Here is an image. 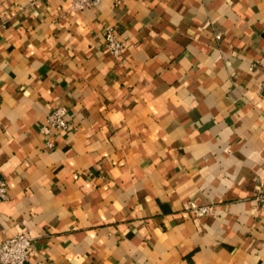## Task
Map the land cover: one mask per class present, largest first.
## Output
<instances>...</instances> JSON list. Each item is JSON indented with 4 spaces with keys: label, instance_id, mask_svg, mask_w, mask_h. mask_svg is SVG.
I'll use <instances>...</instances> for the list:
<instances>
[{
    "label": "crops",
    "instance_id": "0c3cea01",
    "mask_svg": "<svg viewBox=\"0 0 264 264\" xmlns=\"http://www.w3.org/2000/svg\"><path fill=\"white\" fill-rule=\"evenodd\" d=\"M263 54L264 0H0V242L30 230L28 264H264ZM58 106L73 127L47 135Z\"/></svg>",
    "mask_w": 264,
    "mask_h": 264
},
{
    "label": "built area",
    "instance_id": "2783aa9c",
    "mask_svg": "<svg viewBox=\"0 0 264 264\" xmlns=\"http://www.w3.org/2000/svg\"><path fill=\"white\" fill-rule=\"evenodd\" d=\"M93 0H71L73 9H83L92 5ZM106 44L114 55L120 57L125 49L126 41L117 35L113 27H108L105 33ZM259 64L263 68L262 91L264 95V54L254 61L253 65ZM68 117V109L58 106L51 110L40 123L41 131L47 135H53L56 131L67 132L72 129ZM49 146H55V140H47ZM9 195L7 180L0 176V202ZM258 204L264 208V185L258 187L256 193ZM190 208L199 215L210 213L212 205L191 203ZM33 235L30 230H22L0 242V262L4 264H28L30 253L33 249Z\"/></svg>",
    "mask_w": 264,
    "mask_h": 264
}]
</instances>
